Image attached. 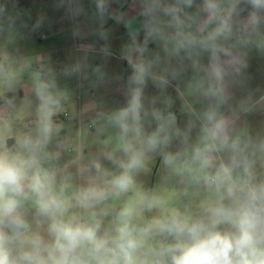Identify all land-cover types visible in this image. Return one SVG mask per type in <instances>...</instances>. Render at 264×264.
Masks as SVG:
<instances>
[{
    "label": "rangeland",
    "instance_id": "rangeland-1",
    "mask_svg": "<svg viewBox=\"0 0 264 264\" xmlns=\"http://www.w3.org/2000/svg\"><path fill=\"white\" fill-rule=\"evenodd\" d=\"M215 2L219 18L227 21L231 28L228 40L231 54L241 58L264 56L262 9L246 10L242 14L238 8L248 7L250 0ZM207 17L205 0H0V98L3 99L0 103V144L6 143L7 136L22 128L34 130L31 119L39 116L35 84L47 82L53 85L54 94H60L57 116L68 114L72 124L74 119L78 120L75 111L79 105L84 109L89 104L95 111L76 123L77 130L65 158L71 163L65 161L60 167L64 170L57 177L53 176L52 182L77 184L82 191L93 186L108 188V182L121 171L119 162L127 157L118 139V129L106 117L126 102L133 86L129 81L131 67L125 56L135 59L133 53L138 47H144V58L152 61L155 74L167 81L159 84L150 79L144 88V105L149 112L145 128L151 131L156 126L152 110H159L165 116L172 114L174 134L164 151L181 152L186 147L185 136L188 144L198 136L199 117L207 108L205 102L212 103L196 88L197 82L205 80L203 69L208 65V54L193 52L189 57L181 51L177 55L170 38L177 32L196 33ZM122 27L127 35L117 44ZM84 50H91V53ZM106 51L109 55L104 54ZM261 60L264 61V57ZM194 61L199 63L201 70L194 69ZM105 64H108L107 70L101 69ZM262 64L264 66V62ZM255 65V61L248 62L247 69H256ZM16 92H23V97L18 93L11 99H4L5 95ZM71 95L76 96L74 110L61 105L63 97ZM10 113L28 119L8 126L10 123L4 119L10 118ZM249 135V132L242 134ZM96 163L101 165L100 171L95 168ZM133 177L134 186L127 193L110 194L98 203L92 201L81 211L76 200L80 193L66 201V205H71L69 221L92 224L98 220L99 235L114 237L120 226L119 213L129 204L134 206L131 225L139 229L155 219L170 217L174 211L192 219L200 218L204 215V206L217 199L214 191L202 182L192 181L178 165H165L159 150L145 154L143 166ZM141 197L146 198L144 204L139 203ZM156 200L159 203L148 206ZM26 205L38 209L34 194L29 193V199L22 204ZM39 215L37 221L49 229L52 219ZM34 225L36 223L31 227ZM32 239L30 237L29 241ZM43 239V244L49 246L54 240ZM153 239L155 251L149 247L154 246ZM172 242L166 233L153 228L144 238L139 255L153 261L161 247Z\"/></svg>",
    "mask_w": 264,
    "mask_h": 264
},
{
    "label": "clouds",
    "instance_id": "clouds-1",
    "mask_svg": "<svg viewBox=\"0 0 264 264\" xmlns=\"http://www.w3.org/2000/svg\"><path fill=\"white\" fill-rule=\"evenodd\" d=\"M253 8L264 9V0H250ZM208 17L196 33L177 32L170 38L173 51L191 57L193 52L208 54L205 80L196 88L210 100L202 112L198 136L177 153L166 152L173 133L174 117L152 110L155 128H145L149 115L144 105V88L151 79L164 84L167 81L153 71V62L144 58V47L130 59L129 77L133 85L125 104L107 114V120L118 129V139L127 157L119 162L120 173L108 182V188L98 186L82 191L76 198L80 207L90 202H100L110 194L120 196L134 186L133 173L143 166L145 154L161 151L165 165H178L183 174L195 183H203L217 194V199L204 206V215L192 219L174 211L165 219H155L144 228L131 225L134 206L129 204L119 213L120 226L114 237L100 236V222L74 224L57 217L65 211V201L53 195L52 177L41 174L37 153L59 126L53 122L60 107V94L52 91L53 85L37 81L35 94L39 100V136L36 140L25 138L21 146L28 150L27 158L0 153V264H264V175L255 170L254 150L231 133L232 121L220 111L225 102L226 77L236 67L228 40L231 28L219 18L215 0H205ZM198 50V51H197ZM195 70L201 66L194 61ZM205 83L207 87H205ZM179 135V132L175 133ZM264 149V143L260 145ZM111 159V157H109ZM97 171L101 165L95 164ZM31 172V175L29 174ZM27 189V191H26ZM37 198L38 210L52 219L49 232L52 244L44 245L39 237L32 239L31 247L14 250V238L22 235L28 222L21 207L29 199ZM145 197L139 203L144 204ZM154 203H149L152 207ZM13 235H8L5 229ZM155 228L172 238L163 245L153 261L139 255L144 238Z\"/></svg>",
    "mask_w": 264,
    "mask_h": 264
},
{
    "label": "crops",
    "instance_id": "crops-1",
    "mask_svg": "<svg viewBox=\"0 0 264 264\" xmlns=\"http://www.w3.org/2000/svg\"><path fill=\"white\" fill-rule=\"evenodd\" d=\"M249 3V12H254L256 9L253 8L251 2ZM262 11L264 12V9H262ZM122 30V34H120L117 39V44H119V41H122L124 36L127 35L123 27ZM87 43H90V41H87ZM103 47L105 48L104 45ZM84 51L91 53V50ZM104 54L109 55V52L106 51ZM137 55V52L133 53L135 58ZM232 56L236 58L237 63L236 67L231 69L229 75L226 77L227 98L225 102L220 105V111L232 121L230 134L233 137L238 136L243 142L249 143L251 150L255 151V170L258 174L264 175V149L260 148V145L264 143V66L262 64L264 61L261 60L264 56L261 55L258 58L249 55L242 58L238 57L237 55ZM253 61L256 63V69H247L248 62ZM107 68L108 64H105L101 67L103 70H107ZM248 71H251V73ZM18 93L21 95V97H23V92H16L15 94H12V97ZM75 97V95L63 97L61 105L67 107L68 109H76L74 102ZM214 102L215 101L212 100V103ZM208 105L209 104H206L205 102V106L207 107ZM89 106V104H86L84 109H81V105H79L75 111V114L77 113L78 120L74 119L72 124L68 120V114H64L60 117L57 115L53 116V122L55 125L59 126L58 131H60V134H57V131L54 130L48 142L42 145L39 152L37 153L38 166L40 167L42 175L47 173L54 179L53 176L57 177L58 174L64 170L60 167L66 161L65 158L68 155L67 147L74 139L73 135L77 130L76 123H80V120L86 119L85 117L91 112H95L91 110ZM22 119L28 118L15 116L14 114L10 113V118H5L4 122L10 123L8 126L11 124L17 125ZM31 120L35 127L34 130H32L33 133L32 131H27L26 128H22L21 130L13 132V134L9 133L10 135L6 137V143L3 145L0 144V153H5L9 156H19L22 158L28 157L29 152L27 149L21 146V141H23L25 138L36 140L39 136V116L35 117V119L32 118ZM248 129L249 131H247ZM246 132H249L250 135L242 136V134ZM54 139L56 140L55 142H49L50 140L52 141ZM8 141H10L9 145ZM66 162L69 164L71 163L70 159H68ZM69 164L67 165L68 169L70 168ZM52 192H54V195L66 202L72 197L78 195V193H81L82 188H79L77 184H59L57 182H52ZM65 208L68 209H65L63 215L59 216L58 218L66 222L69 221V216H71V205L65 204ZM81 208L83 207L79 206V211H81ZM21 211L24 213L28 222V228L21 229L20 231L22 235L18 238H14L13 244L14 241L17 240V244H12L14 250L20 251L21 249H27L31 247V244L29 243L30 237H39L40 239L54 238L49 230L45 229L42 222L37 221V217H39V214H41L39 213L38 209H33L26 205L21 207ZM73 211L75 213V208ZM32 223H36V225L31 227ZM5 232L10 236L13 235L10 229L6 228ZM31 232L32 234H30ZM106 236L111 235L108 234ZM155 238L156 237H154V239ZM155 242L152 243L154 246H149L150 250H156Z\"/></svg>",
    "mask_w": 264,
    "mask_h": 264
},
{
    "label": "trees",
    "instance_id": "trees-1",
    "mask_svg": "<svg viewBox=\"0 0 264 264\" xmlns=\"http://www.w3.org/2000/svg\"><path fill=\"white\" fill-rule=\"evenodd\" d=\"M238 10L243 14L245 12V10H249V7H246V8H238ZM12 98V94H7L4 96V99H11ZM3 99L0 98V103L2 102ZM9 142L8 141V145H9Z\"/></svg>",
    "mask_w": 264,
    "mask_h": 264
}]
</instances>
